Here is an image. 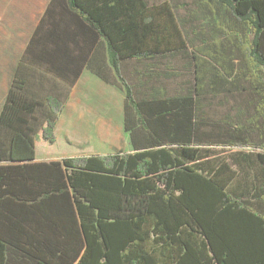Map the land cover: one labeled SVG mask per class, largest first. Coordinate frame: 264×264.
I'll return each mask as SVG.
<instances>
[{
    "label": "trees",
    "instance_id": "trees-1",
    "mask_svg": "<svg viewBox=\"0 0 264 264\" xmlns=\"http://www.w3.org/2000/svg\"><path fill=\"white\" fill-rule=\"evenodd\" d=\"M66 2L87 23L88 52L103 41L113 74L101 46L87 66L124 89L133 151L41 163L47 182L18 180L25 163L0 165V208L11 210L0 264H264V0ZM184 72L180 92L157 84ZM24 83L17 70L0 160H32L37 130L55 140L62 102L42 109ZM209 96L229 112L210 120ZM213 140L251 150L220 156ZM17 210L35 224L22 235Z\"/></svg>",
    "mask_w": 264,
    "mask_h": 264
},
{
    "label": "crops",
    "instance_id": "crops-1",
    "mask_svg": "<svg viewBox=\"0 0 264 264\" xmlns=\"http://www.w3.org/2000/svg\"><path fill=\"white\" fill-rule=\"evenodd\" d=\"M89 32L86 21L68 7L66 0H0V113L17 70L25 82L26 94L39 100L42 109L50 97L63 104L56 119L54 142L44 140L42 131L37 130L32 160H0V165H27L23 171L18 170V180L47 182L41 163L133 151L123 126L124 89L117 79L106 82L87 66L88 59L96 57L101 46L99 62L113 74L101 39L88 52ZM133 66V61L126 62L124 72H134ZM116 91L121 95L119 103ZM117 111L120 116L116 119ZM115 126L119 136L123 134L125 138L123 149L112 150ZM52 145L59 149L48 147ZM0 214L11 215V210L4 206ZM16 217L19 221L14 231L20 235L21 229L35 225L27 220L25 211L17 210ZM2 221L5 230L11 228L10 222Z\"/></svg>",
    "mask_w": 264,
    "mask_h": 264
},
{
    "label": "rangeland",
    "instance_id": "rangeland-1",
    "mask_svg": "<svg viewBox=\"0 0 264 264\" xmlns=\"http://www.w3.org/2000/svg\"><path fill=\"white\" fill-rule=\"evenodd\" d=\"M149 1L152 3H157V2H161L165 0H149ZM166 1L171 2V3H176V2H189L190 0H166ZM180 12L181 14H183V11H180ZM170 62L174 64L175 66L181 68L183 61L179 57H175ZM127 68L128 70H130L132 68V65L129 64ZM190 79H191L190 73L184 72V74L181 77H174L171 79L160 78L157 80V84H162L167 89L168 93L173 94V93H176L178 91L180 92L181 90H183L187 86L186 82ZM129 80L135 81L133 77H130ZM116 92H117V100H118L117 102L119 103V101L121 100V95L119 91H116ZM219 99H221V97L217 99H211L210 96L208 97L209 102L206 104L205 111H206L207 117H209L210 120L219 119L229 112L228 106H225V104H219L220 103ZM118 116H120L119 111H117V114L115 116L116 119L118 118ZM100 130H104V128H100ZM118 132H120V130L118 129V126H115V131L113 132L114 147L112 148V150L113 149L114 150L123 149L125 147V144H124L125 138L123 134L119 136ZM211 143H213V145L209 146V148L217 155L224 156V157H227L233 152H236L238 150L242 152H248L251 150L250 147L240 148L237 146H233V147L224 146V145H221L220 142H217L215 140L211 141ZM48 147L53 149L54 151H56V149H59V148L54 147L53 145L48 146Z\"/></svg>",
    "mask_w": 264,
    "mask_h": 264
}]
</instances>
